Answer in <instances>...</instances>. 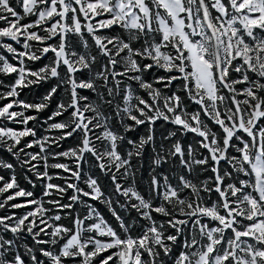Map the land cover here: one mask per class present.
Segmentation results:
<instances>
[{"label":"snow or ice","instance_id":"snow-or-ice-1","mask_svg":"<svg viewBox=\"0 0 264 264\" xmlns=\"http://www.w3.org/2000/svg\"><path fill=\"white\" fill-rule=\"evenodd\" d=\"M0 22V264H264V0H0Z\"/></svg>","mask_w":264,"mask_h":264},{"label":"trees","instance_id":"trees-1","mask_svg":"<svg viewBox=\"0 0 264 264\" xmlns=\"http://www.w3.org/2000/svg\"><path fill=\"white\" fill-rule=\"evenodd\" d=\"M13 4L15 6V0H13ZM18 11H20L19 8H17ZM27 19L24 21L26 22ZM0 26H4L3 22H0ZM118 31V30H116ZM52 54L49 53L48 54V57H50ZM45 63H48V58L45 57L43 58L42 60L40 61H37L35 63H32L31 66L35 69V68H39L41 66H43ZM15 76L14 74L12 76H8V77H2L0 76V79H4L5 80V83H11L13 80H14ZM55 81H51L49 82V84H41V85H38V86H31L30 88L28 89H24L22 92H21V98L28 101V102H38L40 97L48 90V88L50 87V84L51 83H54ZM84 94H87V93H84ZM61 95H63V93L61 92ZM3 102H0V104H2ZM55 107V103H53L51 105V107L47 110H45L44 112L40 113L39 116H38V119L37 121L35 122H29V127H33L36 129L37 131V134L38 136L39 135H42L44 134L43 132V121L46 119L47 115L50 114V112L54 109ZM28 115H34L35 113L32 112V111H29L28 113H26ZM57 119H60V118H57ZM161 125H163V122H159L158 125H157V130L158 132L159 131H162L163 128H171L172 126L171 125H163V128L161 127ZM6 126H16V127H22V125H19V124H13L11 122H6ZM141 131H143V129H141ZM28 139H31L30 137ZM193 139L194 137L189 134L187 137H184L183 138V142L185 144L187 143H191L193 142ZM74 144V141L73 140H67L64 142L63 144V148L64 149H67L68 147L72 146ZM36 149H33V151H35ZM0 157H3L5 159H8L10 162H13L15 163L14 159L10 156V154H7L5 151H0ZM59 162H65V163H68L69 161L67 160H61ZM88 168H89V165H84V170L85 171H88ZM17 171V175L19 177V182L21 184L22 187H25L26 189L28 190H32L36 193L37 196H40L42 195V190L39 186H37L35 189L31 188L27 182L24 180L23 178V174H22V171L19 167H17L16 169ZM53 172H61L62 175H67L65 173H62L61 170H52ZM93 174L96 175V176H99L100 177V182L102 183V185H105L107 188H110L111 185L109 184V182L107 181L106 178H104L103 176H101V174L99 173V170L98 169H93ZM0 174H4V175H9L10 173L7 172V170H4L3 172H0ZM141 175H142V182H140L138 184V188L141 192H144L145 191V188H146V182L148 181L149 179V176H148V165H147V162L145 163V167L142 169L141 171ZM55 183H63V181L61 180H56L54 181ZM83 187V185H81ZM15 202H20L19 200L15 201ZM96 207L101 211V213L105 216V218L113 225H115V219L111 216V213L108 212V210L105 208L104 205H101V204H96ZM118 211H120V214L122 216H128L127 213L121 211L120 209H117ZM18 212H22L24 210H17ZM0 214H4L2 211H0ZM132 216H135V212H133L131 214ZM63 223L65 224H68L69 221L68 220H64ZM141 223H143V221H141ZM138 233V230L137 229H134L133 230V234H137Z\"/></svg>","mask_w":264,"mask_h":264},{"label":"rangeland","instance_id":"rangeland-1","mask_svg":"<svg viewBox=\"0 0 264 264\" xmlns=\"http://www.w3.org/2000/svg\"><path fill=\"white\" fill-rule=\"evenodd\" d=\"M3 42L11 43L13 45V47H16L19 51H23L24 50L23 47H22V42H23L22 39H21L20 43H17L15 41H11L10 39L4 38ZM32 43L35 44V42H32ZM0 54H3L5 56H7L9 58V60H12V54L7 53L5 49L0 48ZM12 62H15V61L13 60ZM14 110H19V109H14ZM8 127H12V126H8ZM13 128L19 129V128H22V127L14 126Z\"/></svg>","mask_w":264,"mask_h":264}]
</instances>
